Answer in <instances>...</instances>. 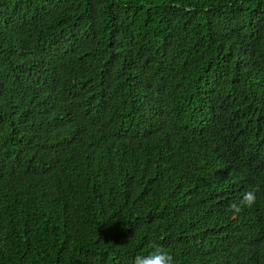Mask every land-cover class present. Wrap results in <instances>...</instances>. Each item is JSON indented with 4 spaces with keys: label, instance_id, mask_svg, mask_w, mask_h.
I'll return each mask as SVG.
<instances>
[{
    "label": "trees",
    "instance_id": "16d2710c",
    "mask_svg": "<svg viewBox=\"0 0 264 264\" xmlns=\"http://www.w3.org/2000/svg\"><path fill=\"white\" fill-rule=\"evenodd\" d=\"M157 247L264 264V0H0V264Z\"/></svg>",
    "mask_w": 264,
    "mask_h": 264
},
{
    "label": "clouds",
    "instance_id": "9594fccd",
    "mask_svg": "<svg viewBox=\"0 0 264 264\" xmlns=\"http://www.w3.org/2000/svg\"><path fill=\"white\" fill-rule=\"evenodd\" d=\"M260 191L261 186L259 184L250 187L237 201H234L230 205L231 210L239 212L243 207H253L257 203V194ZM134 264H174V260L166 250L157 247L147 255L136 256Z\"/></svg>",
    "mask_w": 264,
    "mask_h": 264
}]
</instances>
